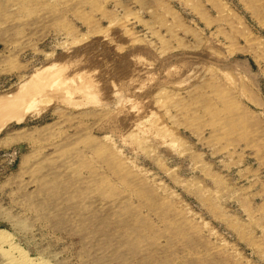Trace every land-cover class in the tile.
I'll return each mask as SVG.
<instances>
[{"label": "rangeland", "instance_id": "374dc122", "mask_svg": "<svg viewBox=\"0 0 264 264\" xmlns=\"http://www.w3.org/2000/svg\"><path fill=\"white\" fill-rule=\"evenodd\" d=\"M0 232L31 264H264V0H0Z\"/></svg>", "mask_w": 264, "mask_h": 264}, {"label": "bare ground", "instance_id": "6f19581e", "mask_svg": "<svg viewBox=\"0 0 264 264\" xmlns=\"http://www.w3.org/2000/svg\"><path fill=\"white\" fill-rule=\"evenodd\" d=\"M3 239L4 240V242H6L7 244L6 245H10V248L12 249H15V250H17V251H19V253H18V256H19V254H20V257L18 258V259H16L14 262H15V264H31V261H33V260H31L30 259V257H28L27 256V254L26 253H24L22 250H20V248H18L16 245H14L13 244V242H12V238L10 237V235L9 234H7V233H4V232H0V239ZM1 243V242H0ZM1 248V247H0ZM11 249H10V251H11ZM13 253H14V251H12ZM12 256V255H11ZM5 257V256H4ZM13 258H14V256H13ZM35 259V258H34ZM6 261V260H5ZM35 261V260H34ZM34 261H33V263H34Z\"/></svg>", "mask_w": 264, "mask_h": 264}]
</instances>
